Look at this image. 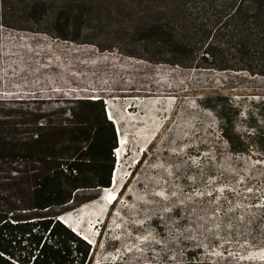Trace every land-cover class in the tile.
Listing matches in <instances>:
<instances>
[{"label":"rangeland","instance_id":"374dc122","mask_svg":"<svg viewBox=\"0 0 264 264\" xmlns=\"http://www.w3.org/2000/svg\"><path fill=\"white\" fill-rule=\"evenodd\" d=\"M95 42L0 24V145L21 152L42 139L51 146L53 130L69 126L72 112H87L85 105L99 98L106 114L110 102L128 143L122 180L111 192L120 196L108 208L70 219L96 236L95 261L172 254L192 240L214 264H264V153L231 152L223 134L231 126L221 107L226 98L240 112L230 117L245 140L250 127L264 129V78L155 65L127 55L121 39L108 50ZM57 140L69 145L68 136ZM49 163L59 160L42 153L34 160L0 158V198L20 206ZM102 194L98 188L79 192V200L98 198L51 213L68 215Z\"/></svg>","mask_w":264,"mask_h":264},{"label":"trees","instance_id":"16d2710c","mask_svg":"<svg viewBox=\"0 0 264 264\" xmlns=\"http://www.w3.org/2000/svg\"><path fill=\"white\" fill-rule=\"evenodd\" d=\"M0 24L78 44L101 41L102 50L121 39L127 55L151 64L264 78V0H0ZM96 99L85 105L87 112H72L69 126L53 130L51 146L42 139L21 152L0 145V158L34 160L42 153L59 160L47 165L20 206L0 198V264H214L192 240L172 254L98 263L96 246L62 224L63 213H51L76 209L98 198L79 200V192L112 184L118 131ZM221 102L227 116L219 113L231 126L223 133L231 152L264 153V129L250 127L245 140L234 132L230 117L240 112L228 99ZM66 136L68 146L57 140ZM64 151L72 154L64 157Z\"/></svg>","mask_w":264,"mask_h":264},{"label":"bare ground","instance_id":"6f19581e","mask_svg":"<svg viewBox=\"0 0 264 264\" xmlns=\"http://www.w3.org/2000/svg\"><path fill=\"white\" fill-rule=\"evenodd\" d=\"M105 101H106V99H105ZM107 111L109 113V120L111 122H113L114 125H116L117 131H118V135H119V140H118L119 145H118V147L116 148V151H115V159L117 161V167L114 170V173H113V176H112V184H111L110 187L101 188L103 194H102V197L100 199H97L93 203H90L88 205L83 206L82 208L76 210V212H72V213H70L68 215L63 216V218H62L61 215L58 218L62 222L64 221L65 223H67V226L69 228H73L77 235H79L80 237L91 241L92 242L91 246H93V247L95 246V238H96V236L91 234L89 227L87 225H83L82 223H80V224L77 223L76 225L72 224L70 219L72 218L74 220H76V219L77 220H81L79 215L86 214L89 210L97 208V207L102 206V205L104 206V204L108 208L110 206V200L112 199V196L116 193V192H113V193H111V192L114 191L116 188H118V183H119V178H120L119 177V173L121 171L120 168H121V164L123 162V149H124V145L127 146L128 143L124 141L125 137H124V129H123V120H121L119 117H117V115L115 113V110H114V107H113V105L110 102L107 103ZM146 146H147V143L142 146L143 148L141 147L142 148V150H141L142 152L145 151V147ZM139 155H141V153ZM137 159H138V156L134 160L133 164H135V161ZM121 175H122V173H121ZM120 179L122 180V178H120ZM99 210H100V208H99Z\"/></svg>","mask_w":264,"mask_h":264},{"label":"water","instance_id":"95a60500","mask_svg":"<svg viewBox=\"0 0 264 264\" xmlns=\"http://www.w3.org/2000/svg\"><path fill=\"white\" fill-rule=\"evenodd\" d=\"M106 115H107V117H108V120H109V113L108 112H106ZM110 121V120H109ZM115 128H116V131H117V127H116V125H115ZM112 181V180H111ZM65 215H67V214H62L61 216H62V218H63V216H65ZM61 222V221H60ZM64 222V221H63ZM62 223V222H61ZM65 223V222H64ZM63 224V223H62ZM66 225H67V223H65ZM71 229H73V228H71ZM72 231V230H71ZM73 232V231H72ZM74 234H76L75 232H73ZM77 235V234H76ZM78 236V235H77ZM81 238V237H80ZM89 244V243H88ZM91 245V244H90Z\"/></svg>","mask_w":264,"mask_h":264},{"label":"built area","instance_id":"2783aa9c","mask_svg":"<svg viewBox=\"0 0 264 264\" xmlns=\"http://www.w3.org/2000/svg\"><path fill=\"white\" fill-rule=\"evenodd\" d=\"M114 151V150H113ZM113 154H114V152H113Z\"/></svg>","mask_w":264,"mask_h":264},{"label":"crops","instance_id":"0c3cea01","mask_svg":"<svg viewBox=\"0 0 264 264\" xmlns=\"http://www.w3.org/2000/svg\"><path fill=\"white\" fill-rule=\"evenodd\" d=\"M113 123V122H112ZM101 190V189H100Z\"/></svg>","mask_w":264,"mask_h":264}]
</instances>
